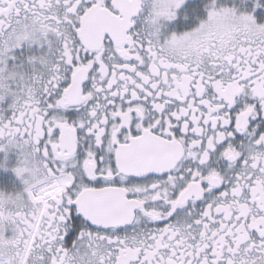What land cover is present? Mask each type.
<instances>
[{
	"label": "snow or ice",
	"instance_id": "obj_1",
	"mask_svg": "<svg viewBox=\"0 0 264 264\" xmlns=\"http://www.w3.org/2000/svg\"><path fill=\"white\" fill-rule=\"evenodd\" d=\"M0 264H264V0H0Z\"/></svg>",
	"mask_w": 264,
	"mask_h": 264
}]
</instances>
